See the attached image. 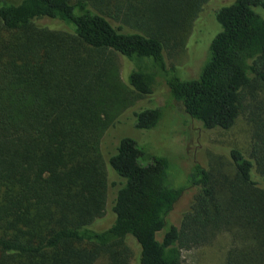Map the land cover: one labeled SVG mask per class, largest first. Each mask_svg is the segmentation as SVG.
<instances>
[{
	"label": "trees",
	"instance_id": "1",
	"mask_svg": "<svg viewBox=\"0 0 264 264\" xmlns=\"http://www.w3.org/2000/svg\"><path fill=\"white\" fill-rule=\"evenodd\" d=\"M232 1L200 75L180 80L169 60L208 0H0V264H184L219 235L224 264H264V0ZM162 87L203 130L243 116L250 131L248 157L227 151L232 173L194 165L178 226L167 159L105 144ZM134 115L150 130L162 111Z\"/></svg>",
	"mask_w": 264,
	"mask_h": 264
},
{
	"label": "rangeland",
	"instance_id": "2",
	"mask_svg": "<svg viewBox=\"0 0 264 264\" xmlns=\"http://www.w3.org/2000/svg\"><path fill=\"white\" fill-rule=\"evenodd\" d=\"M231 1L208 0L202 7L192 23L184 47L174 50V57L169 60L170 65L174 64V66L169 67L168 78L177 77L180 80L198 78L208 59L210 44L220 31L215 13L220 8L231 4L233 2ZM185 4L188 7L192 5L191 2H185ZM137 67L134 66V69ZM122 68L121 62V79L128 84V73L124 75ZM153 108H160L162 111L157 126L150 130L136 128L134 114ZM124 138L134 140L146 157L167 159L169 186L177 189L184 188L173 210L166 217L169 224L178 226L182 215L187 211L197 193V190L188 185L189 175L194 165L199 164L206 169L222 168L232 173L227 151L233 148L238 149L248 157L250 131L243 116H239L228 130L205 131L198 123L186 117L179 104L170 99L166 89L162 87L154 96L137 101L120 115L105 139L107 150L111 152L109 154L116 153L119 142ZM128 244L136 256L137 245L132 240H129ZM229 244L227 235H219L211 245L181 251V258L184 264H224V256ZM95 264H105V260L98 259Z\"/></svg>",
	"mask_w": 264,
	"mask_h": 264
}]
</instances>
